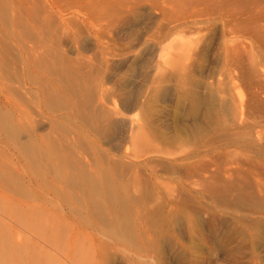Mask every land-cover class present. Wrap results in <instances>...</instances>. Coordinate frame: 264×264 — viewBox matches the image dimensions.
<instances>
[{
  "label": "rangeland",
  "instance_id": "rangeland-1",
  "mask_svg": "<svg viewBox=\"0 0 264 264\" xmlns=\"http://www.w3.org/2000/svg\"><path fill=\"white\" fill-rule=\"evenodd\" d=\"M0 239L264 264V0H0Z\"/></svg>",
  "mask_w": 264,
  "mask_h": 264
},
{
  "label": "bare ground",
  "instance_id": "bare-ground-1",
  "mask_svg": "<svg viewBox=\"0 0 264 264\" xmlns=\"http://www.w3.org/2000/svg\"><path fill=\"white\" fill-rule=\"evenodd\" d=\"M230 42H231V41H230ZM230 45H231V44H230ZM222 95H223V94H222ZM202 100H203V99H202ZM210 101H212V100H210ZM211 106H212V105H211ZM214 106H215V105H214ZM212 108H213V107H212ZM215 110H216V109H215ZM210 111H212V110H210ZM210 111H209V112H210ZM224 111H225V110H224ZM212 113H213V112H212ZM213 114H214V113H213ZM206 117H207V116H206ZM208 120H209V119H208ZM223 123H224V122H223ZM60 157H61V156H60ZM200 161H201V160H200ZM195 164H196V163H195ZM200 165H201V164H200ZM21 212L23 213V211H21ZM26 218H27V217H26ZM26 218H25V219H26ZM38 218H39V217H38ZM13 219H14V218H13ZM29 220H30V219H29ZM38 222H39V221H38ZM2 224H3V223H2ZM38 224H39V223H38ZM5 227H6V226H5ZM11 232H12V230H11ZM9 233H10V232H9ZM16 233H17V232H15V234H16ZM2 235H3V234H2ZM12 235H13V234H12ZM21 235H23V234L21 233ZM13 236H14V235H13ZM13 236H12V237H13ZM23 236H24V235H23ZM18 237H19V235H18ZM2 238H3V237H2ZM38 238H39V237H38ZM19 239H21V238H19ZM0 240H1V239H0ZM11 240H12V239H11ZM16 240H18V239H16ZM16 240H15V241H16ZM21 240H23V237H22ZM41 240H42V239H41ZM2 241H3V240H2ZM38 241H39V240H38ZM7 242H8V241H7ZM18 242H19V241H18ZM20 242H21V241H20ZM41 242H42V241H41ZM2 244H3V243H2ZM16 244H17V243H16ZM18 244H19V243H18ZM6 245H7V244H6ZM34 245H35V244H34ZM46 245H47V244H46ZM22 247H23V246H22ZM22 247H21V248H22ZM29 247H30V246H29ZM31 247H32V246H31ZM3 248H4V247H3ZM19 248H20V247H19ZM17 249H18V247H17ZM26 249H27V248H26ZM69 250H70V249H69ZM17 252L19 253L20 251H17ZM26 254H27V252H26ZM26 254H25V255H26ZM0 256H1V255H0ZM17 256H18V255H17ZM37 257H38V256H37ZM1 258H2V257H1ZM14 258L17 259L18 257H15V256H14ZM1 260H2V259H1ZM19 260H20V259H19ZM19 260H18V262H19ZM15 262H16V261H15ZM15 262H14V264H15ZM16 263H17V262H16ZM22 263L24 264V261H23ZM36 263H37V261H36Z\"/></svg>",
  "mask_w": 264,
  "mask_h": 264
}]
</instances>
